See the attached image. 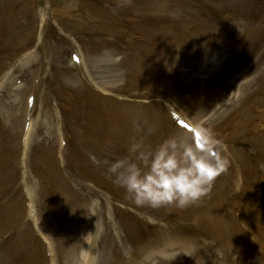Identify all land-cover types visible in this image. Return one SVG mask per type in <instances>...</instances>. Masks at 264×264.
Wrapping results in <instances>:
<instances>
[{"label": "rangeland", "instance_id": "1", "mask_svg": "<svg viewBox=\"0 0 264 264\" xmlns=\"http://www.w3.org/2000/svg\"><path fill=\"white\" fill-rule=\"evenodd\" d=\"M20 1L0 0V64L24 50L0 77V189L7 192L0 242L12 245L3 244L0 264L31 258L38 238L48 264H87L89 241L91 264H264V42L252 39L264 18L248 21L244 12L255 0H82L78 10L57 0L59 22L79 36L82 62L71 35L65 38L76 52L72 60L65 44L45 38L52 24L47 0H39L41 40L22 49L33 28L22 15L32 5ZM81 9L98 24L82 19ZM245 47L258 52L251 62ZM169 107L183 119L171 118ZM194 124L212 130L228 159L207 192L183 208L138 207L126 199L110 164L129 155L133 139L151 147L190 133ZM63 131L59 163L68 173L57 190L70 186L65 195L94 203L80 215L54 199L62 178L52 154L63 146ZM26 183L36 190L34 214ZM82 212L94 225L87 227L89 241Z\"/></svg>", "mask_w": 264, "mask_h": 264}, {"label": "clouds", "instance_id": "2", "mask_svg": "<svg viewBox=\"0 0 264 264\" xmlns=\"http://www.w3.org/2000/svg\"><path fill=\"white\" fill-rule=\"evenodd\" d=\"M128 153L113 161L108 172L126 199L153 209L196 202L228 164L219 139L199 124L190 133L170 134L151 147L133 139Z\"/></svg>", "mask_w": 264, "mask_h": 264}, {"label": "bare ground", "instance_id": "3", "mask_svg": "<svg viewBox=\"0 0 264 264\" xmlns=\"http://www.w3.org/2000/svg\"><path fill=\"white\" fill-rule=\"evenodd\" d=\"M28 136H29V131H28ZM27 142H28V137H27ZM25 189H26V192H27V194H28V196H29V200H30V211H31V213L32 214H34V207H35V204H34V199H33V196H34V194H35V188L31 185V184H28V183H26L25 184ZM94 226V225H93ZM85 249H86V253H85V255H86V258H87V264H91L93 261H92V259L88 256V252H89V250H90V241L87 243V245H86V247H85Z\"/></svg>", "mask_w": 264, "mask_h": 264}]
</instances>
